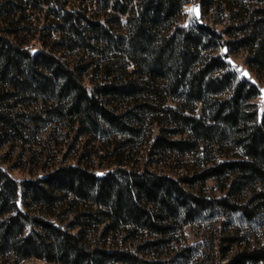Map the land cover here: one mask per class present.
I'll use <instances>...</instances> for the list:
<instances>
[{"label": "trees", "instance_id": "1", "mask_svg": "<svg viewBox=\"0 0 264 264\" xmlns=\"http://www.w3.org/2000/svg\"><path fill=\"white\" fill-rule=\"evenodd\" d=\"M50 2L64 8L67 0H0V20L18 12L29 20L27 12L32 7ZM189 2L92 0L90 10L89 6L77 11L51 7L50 13L61 21L55 29L63 34L58 45L71 51L83 46L92 54L81 67L86 60L71 67L62 58L38 49L32 55L10 37L25 30L0 28V85L58 95L66 116L88 122L95 131L110 127L125 137L126 144L141 133L131 121L141 125L152 116H162L171 126L159 123L163 128L152 148L197 154L204 164L199 174L177 179L155 175L148 167L133 172L125 162L103 177L80 164H64L40 178L22 181L0 168V259L164 264L130 250L109 249L107 241L131 228L133 235L145 233L137 251L149 253L170 243L164 235L176 218L218 208L251 219L264 209V114L260 115L254 102L260 92L256 84L241 80L225 61L229 50H248L247 63L264 66V0H205L206 8L216 5L219 11H228L220 32L204 22L194 29L180 25L183 7ZM66 41L70 45L65 46ZM221 46L228 53L220 54ZM91 70L104 78L88 93L79 74ZM115 94L128 103L123 113L102 104ZM1 104L0 100V125L16 132L23 124ZM182 134L188 138H176ZM115 153L112 155H118ZM229 156L236 160L216 162ZM211 179L224 182L223 197L202 199L184 186ZM249 192L246 202L238 200ZM20 198L28 210L19 207ZM75 205L84 207L76 217L83 218L81 222L73 221L67 227L54 222L52 218L65 220ZM103 225L100 240L87 241L84 231L97 233ZM129 239L132 237L124 243ZM263 262L264 243L236 250L225 264Z\"/></svg>", "mask_w": 264, "mask_h": 264}, {"label": "rangeland", "instance_id": "2", "mask_svg": "<svg viewBox=\"0 0 264 264\" xmlns=\"http://www.w3.org/2000/svg\"><path fill=\"white\" fill-rule=\"evenodd\" d=\"M91 1L67 0L64 8L57 4L56 7L52 2L50 5H43L35 9L32 7L31 11L27 12V14H31L29 20L24 19L21 12H18L11 17L2 18L0 28L7 29L8 32L9 30L13 32L25 30L18 35H10V37L18 44H23L24 49L32 55L38 49L46 54L62 58L71 67L82 59L86 60L81 63V67L92 58V54L86 51L83 46L71 51L64 48L63 44L58 45L63 41V34L55 29L61 21L56 14L50 12L53 6L62 10H84L85 7H90ZM204 1L190 0L183 7L180 25L188 26L191 29L198 26L200 20L195 17L194 6L200 3L203 4L202 22L220 32L226 25L228 11H219L216 5L206 8ZM97 8L98 6L93 9L97 10ZM90 9L92 8L90 7ZM22 20L24 22H21ZM225 37L229 40V37ZM67 45L70 43L66 41L65 46ZM223 47L221 46L220 54H226L224 53L225 47ZM249 56L248 50L236 53L229 50V57L236 62V65L231 66L227 59L225 61L230 70L235 71L241 80L251 82L242 76L241 71L238 70L239 66L248 70L251 78L256 81L251 83L258 86L260 94L254 102L258 105L262 116L264 114V66L262 68L250 66L247 63ZM25 62L23 61V65L28 66V63ZM131 69L132 66L129 67V70ZM103 78L104 75H95L92 70L90 73L79 74L80 82L87 88L88 93L94 84L100 83ZM0 100L2 109L18 118L23 124L16 132L0 125V168L17 181L40 178L64 164H80L98 174L114 172L121 167L118 166L119 163L125 162V164H129L128 168L133 172H142L143 168L148 167L150 172L155 175L176 179L193 177L202 172L203 160L197 154H180L152 148L154 139L161 134V128H163L159 123L163 121L171 126L169 122L164 121L162 116H152L141 125L131 121V126L136 127L141 133L140 137H136L133 142L126 144V142L124 143L125 137L118 135L110 127L106 126V129L100 128L99 131H95L88 122L82 123L79 118L66 116V110L61 105L58 95L49 97L22 89H13L8 84H1ZM102 104L117 113H123L128 105L122 96L116 94L103 99ZM125 120L130 121L129 119ZM103 125L102 122L101 126ZM168 134L166 133V136ZM176 138L185 139L188 136L182 134ZM113 152L118 155H112ZM235 152H239V150ZM200 155L202 154L200 153ZM232 156L218 158L216 162L227 159L236 160ZM184 186L189 192L202 199L221 198L225 195L224 182L215 179ZM250 193L238 197V200L246 202ZM24 202L20 198L18 205L20 208L28 210ZM83 209L84 207L81 205H75L74 211L69 216H65V220L52 219L57 224L67 227L73 221L78 223L83 220V218L76 220V217L82 214ZM194 215L193 217L176 218L172 221L173 224H170L169 231L164 235L165 239H170V243L164 249H153L154 251L149 253L137 251V244L140 243L142 235L145 233L140 232V235H133L131 228L121 231L116 237L117 239L110 236L108 241L106 239V246L109 249L118 247L122 250H130L146 260L160 261L164 264H225L236 250L252 249L264 243V209L251 219L241 212L227 213L218 208H208L196 212ZM103 228L104 225L100 226L97 233L94 229L84 231V237L89 242H96L100 240ZM73 232L77 233L78 229H74ZM160 236L152 235V238ZM130 237L132 239L124 243ZM0 264L58 263H51L35 257L18 260L14 256H9L0 259ZM260 264H264V262Z\"/></svg>", "mask_w": 264, "mask_h": 264}, {"label": "water", "instance_id": "3", "mask_svg": "<svg viewBox=\"0 0 264 264\" xmlns=\"http://www.w3.org/2000/svg\"><path fill=\"white\" fill-rule=\"evenodd\" d=\"M194 13H195V17H196L198 20H200V21H199L200 23H202V20H201V16H202V15H201V4H200V3H198V4H196V5L194 6ZM227 52H228L227 47H225V48H224V53H227ZM227 62H228L231 66L236 65V62H235L231 57H228V58H227ZM238 70L241 71L242 76H243L245 79L250 80L252 83H255V82H256L253 78H251V75H250V73H249L248 70L243 69L242 66H239V67H238ZM104 175H105L104 172H100V173L97 174L98 177H103Z\"/></svg>", "mask_w": 264, "mask_h": 264}]
</instances>
